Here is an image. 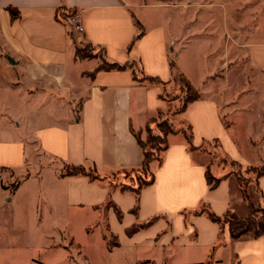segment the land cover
Wrapping results in <instances>:
<instances>
[{
  "label": "crops",
  "instance_id": "1",
  "mask_svg": "<svg viewBox=\"0 0 264 264\" xmlns=\"http://www.w3.org/2000/svg\"><path fill=\"white\" fill-rule=\"evenodd\" d=\"M191 8L158 0H0L1 251L15 247L16 228L39 232L53 216L58 242L50 248L64 253L61 234L73 239L72 227L82 221L110 254L126 245L145 254L136 264H264V235L233 240L228 224L207 215L250 213L230 166H264V107L256 110L260 93L237 91L226 104L221 98L237 69L230 64L233 47L234 62L246 60L264 75V41L251 33L236 43L232 19L223 50V19L212 29ZM75 15L84 32L68 20ZM83 45L103 49L104 56L79 59ZM106 64L123 68L99 69ZM179 74L205 97L174 113L178 101L168 94L178 90ZM227 112L243 124L229 128ZM159 114L187 126L193 148L184 134L169 135L161 162L151 164L153 182L139 196L123 191L112 178L142 168L136 135L143 139ZM216 153L225 155L219 164ZM65 165L95 168L102 179L64 176ZM208 171L222 179L215 188ZM6 177L12 185L4 184ZM256 185L264 207V175ZM102 222L118 247H108ZM134 227L141 228L129 234Z\"/></svg>",
  "mask_w": 264,
  "mask_h": 264
},
{
  "label": "rangeland",
  "instance_id": "2",
  "mask_svg": "<svg viewBox=\"0 0 264 264\" xmlns=\"http://www.w3.org/2000/svg\"><path fill=\"white\" fill-rule=\"evenodd\" d=\"M158 2L176 8H183L184 6L188 8V6L190 5L192 6V10L196 9V13L200 11V14H202V16L203 14L206 15L205 17H207L209 20L208 25L212 27V29H218L219 27L218 25L215 26V23H217L216 21L220 22V20L223 19L224 26L223 36L221 40V48L223 50H225L224 41L226 39V36H228V33L230 32V21H232V19V27L234 28V40L236 43L240 45L244 44V40L250 37L251 33L255 35V39L257 40V42L260 39H263L264 41V0H158ZM146 11L147 14H157V16H160L159 14L161 13H165L164 10L160 11L157 9H149ZM172 13L169 14H171L172 16ZM238 34L239 36H241L239 41L236 40L238 39V37L236 36ZM80 49L83 50V53H81L82 55L93 57L104 56V51L100 48L83 45L82 47H80ZM237 51L238 50H234L233 47L230 52V64L234 67V69H237H235V72L233 71L234 73L229 80L231 88H229V90H227V92L222 95L221 100L223 104L234 101V99L238 98V95H240L236 93L237 91H239L240 93L249 91L248 93L246 92L247 95L254 94V96H258V93H260V95L256 99V110H259L264 107V75L258 73L254 69L252 70L246 60H239L234 62V56L235 54H237ZM150 82L152 85H161L160 81L158 80H152ZM247 82L249 83V86H247ZM176 83L178 85V90L171 92V94H168V96H171L172 99L176 98V100L178 101L175 110L173 111L174 113L178 109H180V107L185 103L189 96V90L187 85H185V81L177 76ZM242 86L246 88L248 87V90H244L242 92ZM197 92L200 98L205 97V94H203L202 92ZM235 93L236 96H234ZM228 113L229 112L224 114V122L229 128L234 129V125L239 126L240 124H243V122L240 123V117L236 120V118L234 119V116H230V114ZM165 118H167V115L165 114L157 115V117L153 119L155 120V123L153 125L155 126L157 122H159V120ZM255 123H257L256 120ZM170 127H172L174 130H180V132L184 134L185 138H188L190 136V132L187 126H176L175 124H173V126ZM152 133L161 134L163 139L166 137V135L161 132V130H154L152 131ZM151 137L152 136L146 131V135L142 139V141L146 147V150H153V161L151 162V164L153 162L160 163L164 153V144H160V140L154 141ZM223 158H225L224 153L223 155L218 153L216 156V160L214 161L215 164L221 163V159ZM212 160L213 159H211V161ZM208 161H210V158L207 159V162ZM151 164L149 171H151ZM222 167L225 166L221 164L219 168H216V170H214V173L217 175V172L220 171ZM230 169L235 174L237 184L242 189V195L247 196L248 193L251 201L255 203V210L257 206H259V190L256 185V179L263 170V166L238 167L232 164L230 166ZM64 170H66V165L63 167V171ZM147 170V168H142L134 172L120 171L115 175L112 181L121 184L123 182L129 183V179L132 178L133 180H138L139 184H143L146 182L145 179L149 178ZM3 182L4 184L12 185L8 177L3 178ZM13 186L15 187L16 185L13 184ZM248 216H250L253 221L258 222L262 218V213L259 212L254 214L250 209V213L246 217L238 216V218L246 219ZM81 218L82 217L80 216L79 219ZM55 222L56 219L53 216L46 217V221L42 225L41 231L39 232L34 228H31L32 226H29V228H27L26 230H19L16 228L11 233L13 235V240L16 242V245L13 249L5 247L2 251L0 250V264H39L38 262H33V258L43 264H68V262L66 261V257L70 264H136V261L145 257V254L140 255V251L128 245L110 254L106 247L99 242L98 238L95 235L91 237L87 235L85 228L81 223L82 221H78V225L72 227L73 229L71 237H73V239L68 235L61 234L62 239L64 240L63 243H65L64 245H62L65 247L68 253H64V251H62L63 248L60 247L50 248L52 245L55 246L58 242V236L55 234L53 229ZM232 222L235 221L232 220ZM100 230L104 233L103 235H105V237L107 238L108 243L110 242L113 244L116 241V238L112 236L106 229L105 222H102ZM45 233L46 238L42 241V239H39V237L42 238L43 234ZM34 239H36L37 244L34 243ZM64 254H66V257ZM236 261L237 260L235 259L234 264L237 263Z\"/></svg>",
  "mask_w": 264,
  "mask_h": 264
},
{
  "label": "trees",
  "instance_id": "3",
  "mask_svg": "<svg viewBox=\"0 0 264 264\" xmlns=\"http://www.w3.org/2000/svg\"><path fill=\"white\" fill-rule=\"evenodd\" d=\"M13 16H16L17 13L15 11H11ZM139 24V23H138ZM81 53H83V50L80 49V47H78L76 49V56L79 59H83V58H93V56H88V55H82ZM123 67L116 65V64H106V65H102L100 66V70L104 69V70H120ZM171 68L174 69L175 68V64L172 63L171 64ZM182 80L185 81V85H187L188 90H189V96L187 98V100L185 101V103L180 107V109H178L175 113H182L185 111V109L187 108V106L200 99V96L197 92V90H195L192 85L189 83V81L182 75L179 74L178 75ZM150 81L152 80H158L160 81V79L158 78H151L149 79ZM161 82V81H160ZM155 123V120L152 121V123H150L147 127V132L152 136L151 138L155 141V140H160L161 142H159L160 144L163 143L164 144V150L163 152L168 148L169 146V142H168V137L171 134H178V133H182L180 132V130H174L172 127L173 123L168 119H162L159 120V122H157V124L154 126L153 124ZM156 131V130H161V132H163L166 137L163 139L161 134H154L152 133V131ZM137 139L139 144L141 145L143 151H144V160H143V164H142V168H147V172H148V179H145V183L143 184H139L138 180H133L132 178L129 179V183L123 182L121 184V189L123 191H133L137 196H139L140 191L142 190V188H144L145 186L150 185L153 182V174L151 171H149L150 168V164L153 161V150L152 151H148L146 150V147L142 141V138L140 136V134H137ZM191 134L187 139V142L191 145V148H193L192 146V142H191ZM164 140V141H163ZM161 162V161H160ZM234 165L238 166V167H242L236 163H234ZM141 168V169H142ZM140 170V169H139ZM127 171V170H126ZM134 171H138V170H134ZM131 171V172H134ZM119 173V172H118ZM116 173V174H118ZM115 174V175H116ZM63 175L64 176H86L89 179L95 181V180H100L102 179V177L98 174L97 170L95 168H86L84 166H75V165H66V170L63 171ZM115 175L113 176L112 180L114 179ZM264 175V166H263V170L261 171L260 175H258L257 178H259L260 176ZM127 176V175H126ZM207 180H208V184L212 187L215 188L219 182L222 180L221 178H217L214 175H212L209 171L207 172ZM257 180V179H256ZM114 183V182H113ZM260 192H259V197H260ZM244 199L248 202L250 209L253 211V213H262V218L257 222V221H253V219H251L250 216H248L246 219H241L238 218V215H236L235 213L232 212H228L226 214L225 217L220 218L218 216H216L214 213H212L211 211H207V215L208 217L214 221L217 222L219 224H228L229 225V229H230V233H231V238L233 240H239L244 236H250L252 235V237L254 238H259L261 236L264 235V207L262 205L257 206V208L254 210V205L255 203L253 201H251L250 197L248 196H243ZM117 210V209H116ZM118 216L121 218L122 217V212H120L119 210H117ZM229 218V219H228ZM239 220H238V219ZM232 220H234L235 222H232ZM141 227H134L130 230L129 234H133L134 232H136L138 229H140ZM119 243L116 239V241L112 244V243H108V247L110 249H113L115 247H118Z\"/></svg>",
  "mask_w": 264,
  "mask_h": 264
},
{
  "label": "built area",
  "instance_id": "4",
  "mask_svg": "<svg viewBox=\"0 0 264 264\" xmlns=\"http://www.w3.org/2000/svg\"><path fill=\"white\" fill-rule=\"evenodd\" d=\"M70 22L74 23V25L76 26V29L79 31V32H84V29L83 27H81L80 25V17L78 15H75L73 17H70L68 19Z\"/></svg>",
  "mask_w": 264,
  "mask_h": 264
}]
</instances>
